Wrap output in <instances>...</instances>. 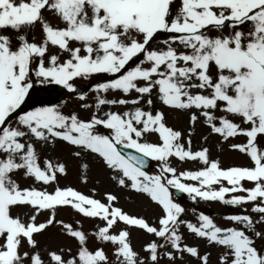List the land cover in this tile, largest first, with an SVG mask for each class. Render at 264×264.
Segmentation results:
<instances>
[{
    "label": "snow or ice",
    "instance_id": "1",
    "mask_svg": "<svg viewBox=\"0 0 264 264\" xmlns=\"http://www.w3.org/2000/svg\"><path fill=\"white\" fill-rule=\"evenodd\" d=\"M172 2L0 0V29L17 33L14 39L0 33V264H44L39 253H20L21 240L26 239L30 247H35L33 235L53 224L59 206H69L86 218L104 222L95 236L117 246L112 264H144L132 250L128 231L110 233L118 222L162 238L181 260L188 254L201 264H208V254L201 256L196 247L182 245L178 231L184 223L180 217L185 209L174 202L172 189L186 193L193 201L200 198L233 206L252 204L251 211L260 214L258 220L249 215L226 219L242 225L256 238L264 237L256 227L264 223V149L256 143L258 135L264 136V0H182L178 11L170 7ZM44 13L58 17L65 27L54 28ZM37 23L44 33L39 45L21 32ZM162 32L177 35L162 42L166 49H153L150 45L156 42L154 37ZM213 32L216 35H209ZM173 44L183 50L178 51ZM49 46L58 47L68 58L60 62L58 55L49 54ZM134 58L140 60L135 67L130 64L135 63ZM144 64L148 66L143 67ZM93 74L113 77L93 89L98 111L104 105H140L145 96V103L151 108L155 88L163 105L182 111L197 110L198 115L189 113L190 125L195 126L198 118L203 117L210 132L223 140L246 137V144L230 147L246 154L253 167L221 169L219 161L209 160L207 148L193 152L190 139L187 149L180 144L181 133L165 125L162 112L153 114L140 107L122 114L105 112L103 117L94 113L88 121L75 113L65 115L58 108L42 107L19 115L17 127L6 123L25 103L34 87V78L42 84L62 85L74 93L77 89L71 82ZM109 91L123 96L135 92L137 96L109 100L101 95ZM78 99L84 101L87 97L80 94ZM241 124L248 127L242 128ZM101 126L109 133L100 134L97 129ZM150 133L158 134L161 143L146 142ZM26 136L45 143L59 139L101 158L109 169L121 174V187L126 178L131 189L146 194L160 206V227L150 226L143 218L130 217L114 207L116 197L111 194L106 196L108 203H102L72 188L57 187L53 193L20 189L12 173L21 169L24 176L44 185L56 182L57 174H66L63 164L49 161L42 169L33 144L21 142ZM73 155L79 157L81 153L76 151ZM170 157L180 162H200L204 167L177 174ZM149 160L159 162L158 174L145 171ZM82 167L86 169L87 165ZM244 181L254 186L246 188ZM18 205L34 209L29 223L10 214L13 206ZM41 211H49V217L37 225L36 216ZM198 219L199 227L192 223L186 227L209 244L226 249L220 264H264V250L254 246V239L246 231L221 228L207 215L201 214ZM57 223L78 241L79 249L77 257L67 261L59 254L49 253L54 264H109L102 249L89 251L88 237L83 231ZM162 247L157 242L146 246L151 264H159L158 249ZM164 255L169 264H176L177 256L172 251H165Z\"/></svg>",
    "mask_w": 264,
    "mask_h": 264
},
{
    "label": "rangeland",
    "instance_id": "2",
    "mask_svg": "<svg viewBox=\"0 0 264 264\" xmlns=\"http://www.w3.org/2000/svg\"><path fill=\"white\" fill-rule=\"evenodd\" d=\"M22 2V0H17V3ZM27 2V0H23ZM182 3V0H173L171 8H176L177 11ZM45 18L50 22L54 28L65 27L64 23L55 16L49 13H44ZM21 32L25 35L30 34V42L36 44H41L44 39V33L41 30V26L37 23L35 26L28 30L21 29ZM0 33L8 35L11 38H15L17 33L11 30L0 29ZM164 33V32H162ZM158 33L154 37L155 43H151L153 49H166L167 45L162 43L165 40L171 41V37L162 38ZM209 35H216V33H209ZM74 46L70 44V47ZM78 46V45H76ZM173 47H177L178 51L183 50L179 45L173 44ZM49 54L58 55L59 61L63 62L68 58L67 53H61L58 47L49 46ZM47 65V58L45 60ZM140 64V61L137 63ZM144 64L143 67H147ZM135 67V66H134ZM34 76V73H33ZM111 76L107 74H93L87 79L77 78L71 83L76 87L77 92H68L66 98L54 106L58 108L62 114L75 113L81 120L88 121L91 119L95 113L97 116L103 117L105 112H116L122 114L125 111L134 110L136 107H140L145 111H152L155 114L157 111L162 112L164 115V123L167 127L174 131H179L181 137L179 143L188 148L187 141L191 140V150L193 152L201 150L203 148L208 149V157L210 161H219L221 169H229L232 167H253L250 158L230 147L232 144H246L247 138L244 136H237L235 138H228L223 140L217 134H212L207 125L203 122V117H199L195 126L189 123V113L197 112L196 109H191L188 111H182L177 109L169 108L159 100L157 89H153L152 100L153 104L151 108L145 103L148 99L147 96L141 100L140 105H104L98 111L95 108L96 103V93L93 91L95 87L99 84L107 83L105 79ZM34 85L43 90H48L50 87L55 86L51 83H40L34 78ZM194 92L197 90H193ZM80 94L86 95L87 99L81 101L78 99ZM41 95L40 97H45L47 95ZM49 96H54V94H48ZM105 98L111 99H133L137 96L135 92L130 93L128 96H123L120 92L109 91L106 94H101ZM28 101H25L24 105H27ZM83 104L91 105V107L84 108ZM50 107V106H47ZM34 111V110H33ZM198 115V112H197ZM19 115L13 119L7 121L6 123L12 127H17ZM231 118V117H230ZM237 123H240L239 119H236ZM242 128H247L248 125L241 124ZM100 134H108L110 130L104 129L102 126L97 129ZM191 136L189 137V133ZM207 137V139H205ZM146 142L159 144L161 141L158 138V134L150 133L145 137ZM21 142L33 144L37 157L38 164L43 169L45 166V161L52 162L53 164H63L65 166L66 174H57V181L49 185H44L42 182H37L31 176H24V170H18L12 173L13 179L19 185L20 189H36L41 191H47L53 193L57 187L60 189L72 188L73 190L93 199H97L102 203H108L106 196L111 194L116 197L113 202V206L121 209L124 213L133 218H143L150 226L159 228V219L162 217L163 212L160 206L156 205L151 199L142 193H137L131 189L130 181L125 178L126 184L121 187L118 184V179L121 177L119 172H115L109 169L102 161L101 158L95 154L84 151L82 149L75 148L69 145L67 142L56 139L53 143H45L43 141H38L34 137L26 136L22 138ZM257 146L260 149H264V136L258 135ZM79 151L81 155L79 157L74 156L73 152ZM169 161L171 166L175 167L177 174L183 171H197L201 170L204 165L196 161H184L180 162L175 157H170ZM83 165H87V168H83ZM149 175H155L159 173V162L154 161L152 167L147 171ZM116 177V179H113ZM186 184H196L195 181H182ZM225 186L226 185V182ZM246 188H251L254 185L251 182H242ZM218 187V186H213ZM185 202L181 203L177 199L174 202L180 204L185 212L181 215V223L179 226L178 234L182 237V245L196 247L201 256L208 254V264H220V257L226 251L223 246H218L215 244H209L205 238L197 237L194 233H191L187 227V223H192L193 225L199 227V216L201 214L209 216L217 226L221 228L233 227L239 230L246 231V234L254 239V246L258 250H264V237L256 238L254 233L243 229V226L236 224L226 217L232 215H249L254 221L259 219L260 214L252 212V204L241 205L238 210H229L227 206L219 201H204L197 198L193 201L186 193ZM240 195V194H236ZM230 198V197H226ZM256 203H259L257 201ZM210 211L214 212L216 215L214 217L210 216ZM14 218L19 217L21 221L25 224L30 222V217L34 214V209L28 205H18L13 206L10 213ZM49 217V211H41L39 215L36 216L35 223L38 225L47 221ZM57 222H63L72 225L73 229L83 231L87 239V247L89 251H95L102 249L106 256L108 257L109 264L115 259L113 253L116 250V245L111 243H105L99 241L95 233L100 227L105 226L104 222L99 219L86 218L81 214L75 212L69 206H59L55 211V220L52 225L46 227L41 233H36L33 235V239L36 242L35 247H30L27 244L26 239L21 240L20 253L23 254L27 252L29 256L39 253L44 264H54L50 260L49 253H56L62 256L64 260H69L77 257L79 244L75 238L69 236L66 231L62 228V225ZM257 230L264 233V223H259L256 225ZM126 230L129 232V242L132 250L138 254V258L144 261V264H151L149 253L145 250L146 246L152 242H157L158 244L164 245V247L158 249L159 264H169L167 257L164 255L165 251H172L174 255L177 256L176 264H201V261L197 258L191 257L188 254L183 255V259L179 258V254L171 249L169 244H165L162 238H157L152 234L147 233L145 230L126 226L123 222H118L111 230V234L118 235L120 231ZM27 264V262H26Z\"/></svg>",
    "mask_w": 264,
    "mask_h": 264
},
{
    "label": "water",
    "instance_id": "3",
    "mask_svg": "<svg viewBox=\"0 0 264 264\" xmlns=\"http://www.w3.org/2000/svg\"><path fill=\"white\" fill-rule=\"evenodd\" d=\"M131 64H133V63H131ZM60 92V91H59ZM18 112H21V110H19ZM122 151H127V152H130V153H132V154H136V153H134V151H132V150H125V149H122ZM151 163V161L149 160L148 161V164H147V166H146V168L149 166V164ZM145 168V169H146ZM173 193H174V195L177 197V198H179L180 200H183L184 199V195L182 194V193H179V192H177L175 189L173 190Z\"/></svg>",
    "mask_w": 264,
    "mask_h": 264
}]
</instances>
